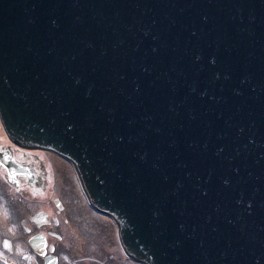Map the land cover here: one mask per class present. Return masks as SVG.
<instances>
[{
	"label": "water",
	"instance_id": "obj_1",
	"mask_svg": "<svg viewBox=\"0 0 264 264\" xmlns=\"http://www.w3.org/2000/svg\"><path fill=\"white\" fill-rule=\"evenodd\" d=\"M0 119L129 258L264 264V0H0Z\"/></svg>",
	"mask_w": 264,
	"mask_h": 264
},
{
	"label": "flooded vegetation",
	"instance_id": "obj_2",
	"mask_svg": "<svg viewBox=\"0 0 264 264\" xmlns=\"http://www.w3.org/2000/svg\"><path fill=\"white\" fill-rule=\"evenodd\" d=\"M17 164L5 149L0 148V165L7 177L0 179V264H121L111 258L86 259L88 245L82 244L83 247L76 252L70 228L75 225L73 211L64 204L62 196V201L52 200L55 206L59 200L60 209L56 206V211L33 210L34 204L26 209L21 203L23 200L9 192L8 184L33 187L32 199L37 207L40 192L50 186L42 185L43 181L32 174L26 175L28 184L21 183L26 170ZM73 255L77 258H72Z\"/></svg>",
	"mask_w": 264,
	"mask_h": 264
},
{
	"label": "rangeland",
	"instance_id": "obj_3",
	"mask_svg": "<svg viewBox=\"0 0 264 264\" xmlns=\"http://www.w3.org/2000/svg\"><path fill=\"white\" fill-rule=\"evenodd\" d=\"M0 148L5 149L6 153L20 164L24 171L26 170L25 178L20 181L21 183L28 184L29 179L26 175L32 174L43 181L42 185L50 186L49 189L40 192L38 197L40 203L37 207L36 201L34 202L32 199L33 187L21 188L19 185L11 186L8 184L9 192L23 200L21 203L24 204L26 209L34 204L33 210L56 211L59 207L56 203L58 207L56 208L52 200L54 198L61 200L60 196H62L64 204L74 212H72V218L75 225L70 228H72V238L76 245L74 246L76 252L80 251L83 245H88L89 248H86L88 257L86 259L111 258L116 263L121 264H144L126 255L120 242L117 224L111 217L97 212L91 206L77 172L69 161L48 150L25 149L13 145L4 132L1 119ZM3 178L7 177L3 166L0 165V179ZM56 202H59V200H56ZM72 258L77 257L73 255Z\"/></svg>",
	"mask_w": 264,
	"mask_h": 264
},
{
	"label": "bare ground",
	"instance_id": "obj_4",
	"mask_svg": "<svg viewBox=\"0 0 264 264\" xmlns=\"http://www.w3.org/2000/svg\"><path fill=\"white\" fill-rule=\"evenodd\" d=\"M102 214V213H101ZM103 215H105V214H103ZM107 216V215H106Z\"/></svg>",
	"mask_w": 264,
	"mask_h": 264
},
{
	"label": "snow or ice",
	"instance_id": "obj_5",
	"mask_svg": "<svg viewBox=\"0 0 264 264\" xmlns=\"http://www.w3.org/2000/svg\"><path fill=\"white\" fill-rule=\"evenodd\" d=\"M6 246H7V244H6Z\"/></svg>",
	"mask_w": 264,
	"mask_h": 264
}]
</instances>
